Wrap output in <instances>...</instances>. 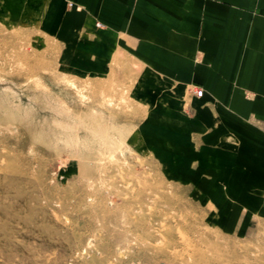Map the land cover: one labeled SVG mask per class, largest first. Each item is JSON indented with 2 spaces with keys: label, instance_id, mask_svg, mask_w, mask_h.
I'll return each mask as SVG.
<instances>
[{
  "label": "rangeland",
  "instance_id": "1",
  "mask_svg": "<svg viewBox=\"0 0 264 264\" xmlns=\"http://www.w3.org/2000/svg\"><path fill=\"white\" fill-rule=\"evenodd\" d=\"M48 42L0 19V264H264V228L211 227L128 146L126 85L65 69Z\"/></svg>",
  "mask_w": 264,
  "mask_h": 264
},
{
  "label": "crops",
  "instance_id": "2",
  "mask_svg": "<svg viewBox=\"0 0 264 264\" xmlns=\"http://www.w3.org/2000/svg\"><path fill=\"white\" fill-rule=\"evenodd\" d=\"M0 19L80 77L126 85L128 146L208 225L264 228V0H0Z\"/></svg>",
  "mask_w": 264,
  "mask_h": 264
},
{
  "label": "built area",
  "instance_id": "3",
  "mask_svg": "<svg viewBox=\"0 0 264 264\" xmlns=\"http://www.w3.org/2000/svg\"><path fill=\"white\" fill-rule=\"evenodd\" d=\"M195 92L198 96H201L203 94V90L201 88H197Z\"/></svg>",
  "mask_w": 264,
  "mask_h": 264
}]
</instances>
